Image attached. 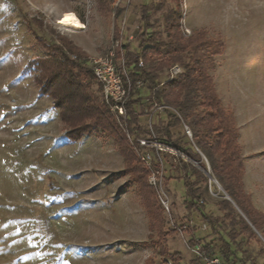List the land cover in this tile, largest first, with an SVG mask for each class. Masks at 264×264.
<instances>
[{
	"label": "rangeland",
	"instance_id": "obj_1",
	"mask_svg": "<svg viewBox=\"0 0 264 264\" xmlns=\"http://www.w3.org/2000/svg\"><path fill=\"white\" fill-rule=\"evenodd\" d=\"M179 3L183 35L199 29L222 42L209 70L216 92L234 119L240 152L241 143L247 154L264 158V0ZM147 4L159 5L150 13V22L164 36L163 17L175 8L174 0H0V57L8 61H0V264H148L149 258V264H171L149 230L138 187L128 182L114 137L102 129L99 135L71 137L72 128L62 122L53 98L39 93L34 73L24 72L18 83L5 88L29 60L46 55L39 41L60 46L64 39L86 56L102 55L115 41V26L120 30L119 42L137 51L136 35L144 26L141 9ZM64 12L74 14L81 27L68 31L61 26L58 21ZM91 88L96 91L94 82ZM146 93L142 86L134 95ZM115 123L139 160L127 133L134 137L147 133L135 134L130 121L129 130ZM183 124L171 131L185 143ZM159 155L161 189L150 184L149 168L139 162L148 172L147 184L154 188L157 202L161 205L162 192L169 202L165 228L177 223L190 229L177 161L172 155ZM152 167L160 170L161 165ZM212 179L204 201L207 207L220 198L219 192L223 197ZM190 237L181 231L165 239L170 254L181 255L179 264L193 258ZM243 247L257 264L263 263V256L257 254L261 244L252 240ZM240 256L235 251V264Z\"/></svg>",
	"mask_w": 264,
	"mask_h": 264
},
{
	"label": "trees",
	"instance_id": "obj_2",
	"mask_svg": "<svg viewBox=\"0 0 264 264\" xmlns=\"http://www.w3.org/2000/svg\"><path fill=\"white\" fill-rule=\"evenodd\" d=\"M174 2L175 8L167 10L163 17L164 36L153 30L155 23L150 22V13L159 5L147 4L141 9V21L144 26L136 35L138 50L134 51L122 43L115 48V57L124 59L127 77L132 82L126 102L129 121L133 126L131 130L135 134H150L144 119L141 123L146 106L158 103L169 105L176 110L178 115L172 112L156 115L152 121V130L158 140L182 152L190 161H184L179 155L173 156L177 161V177L183 181L185 210L196 211L211 233L220 239V255L223 260L229 262L235 251H238L241 255L239 264H257L243 247L253 240L261 244L257 254L263 256L264 264V244L255 232L264 239V213L254 207L250 195L244 189V165L238 143V130L232 115L224 109L209 72L213 66V56L222 50V42L208 37L199 29L191 31L188 36L183 35L180 30V3L179 0ZM118 13L115 18L119 16ZM113 37L120 40L118 27H113ZM39 43L47 52L46 55L29 60L23 71L34 73L39 93L53 98L62 122L72 128L69 134L71 137L76 134L75 137L78 138L93 132L99 135L102 133L99 129L114 137L123 155L124 170L129 175L128 182L138 187L148 217V227L155 233V243L160 254L170 257L171 264H179L181 255L178 252L170 254L165 246V239L179 231L187 232L191 236L193 227L190 226L189 229L176 223L170 230L165 228L164 209L156 200L154 188L147 184L148 172L139 162L118 129L114 116L103 102L101 87L89 66H85L86 54L64 39L60 46L41 41ZM63 48L71 51L69 54L74 53L78 59L70 60L69 56L62 52ZM137 58L142 61L141 66L138 65ZM177 63L182 66L183 72L168 79L166 71ZM163 75L165 77L162 79ZM127 77L122 75L124 83ZM137 80H140L146 89L147 93L143 96L134 95ZM92 82L97 86L95 92L91 88ZM182 123L186 124L191 132V140L188 138L185 143L174 138L171 131ZM186 136L184 134V137ZM195 147L206 158L211 176L218 181L248 222L220 192V198L214 203L220 214L213 216L204 213L207 189L212 184L204 172L206 164ZM169 179L164 183L167 184ZM214 190L216 191L215 188ZM197 242L201 243L200 239L190 237V245ZM202 247L212 254V247L208 244H203ZM149 262L150 258L148 264ZM188 264H199V260L193 257Z\"/></svg>",
	"mask_w": 264,
	"mask_h": 264
},
{
	"label": "built area",
	"instance_id": "obj_3",
	"mask_svg": "<svg viewBox=\"0 0 264 264\" xmlns=\"http://www.w3.org/2000/svg\"><path fill=\"white\" fill-rule=\"evenodd\" d=\"M120 42L118 40L112 41L107 52L102 55H88L85 57V61L89 66L96 82L101 87V97L103 102L108 107L109 112L114 116L116 122L123 130H129L127 124L129 122V114L126 108V102L131 91L132 82L127 77V70L125 67L124 59L122 57H115V48L119 46ZM71 60H77L75 54H69L66 52ZM138 65H142L140 58H137ZM181 67L177 64L172 65L167 70V78L172 79L177 75L181 74ZM122 75H126V83L122 80ZM136 88L143 86L140 80L135 82ZM164 112H172L174 114L178 113L176 110L168 105L153 103L150 107L146 106L143 110L142 117L146 122L147 130L150 134H146V137L138 136L134 137L127 133L129 140L134 141V149L137 152L139 160L147 167L150 171L149 182L154 187H159L161 189L162 183V159L159 152H163L172 156H181L184 161H189L188 158L182 153L178 152L172 147L164 144L157 139L152 130V121L156 115H160ZM185 134L191 140V132L187 125L183 124ZM133 139V140H132ZM196 151L199 150L195 147ZM153 153V154H152ZM203 160L207 163L206 158L201 154ZM190 162V161H189ZM158 163L161 165L160 170L153 169V164ZM205 172V171H204ZM208 172L210 173V168L208 166ZM206 174V172H205ZM209 177V181L212 178ZM213 181V179H212ZM160 194V193H159ZM210 194L214 195L212 192ZM160 203L164 210L169 214V202L164 192L159 195ZM188 225H193V222L189 220ZM199 228L206 230L207 225L203 222L198 224ZM185 227V226H184ZM181 232V231H179ZM190 249L193 256L198 258L199 264H233L231 262L221 259L219 256L207 253L201 243H195L190 245Z\"/></svg>",
	"mask_w": 264,
	"mask_h": 264
},
{
	"label": "crops",
	"instance_id": "obj_4",
	"mask_svg": "<svg viewBox=\"0 0 264 264\" xmlns=\"http://www.w3.org/2000/svg\"><path fill=\"white\" fill-rule=\"evenodd\" d=\"M240 145H241V156L244 165V174H243L244 189L250 195L253 205L260 211L264 212V175H260L259 173L261 170H263L262 167L264 168V158H260L261 156L257 157L254 154L253 155L247 154L246 150L244 151L243 144L240 143ZM255 173H257V175ZM181 198H182L181 201L183 203L184 199H186L185 194ZM209 206L210 207H207V205L205 204L204 213L211 214L213 216L220 214L219 211L216 209L215 205L209 204ZM185 212L189 220L193 222V225H191L193 227L191 236L194 237L195 239H200L202 245L208 244L210 247H212L213 250L212 254L219 256L222 259L220 255L221 252L220 239L215 234L211 233L210 230L208 234L207 232H205V230L199 228L198 224L203 221L200 219V216L196 211L187 212L185 210ZM186 225L188 224L186 223ZM197 230L203 231V234H197ZM223 237L224 239L227 240V237L225 235H223ZM229 262L235 264L236 260L232 258Z\"/></svg>",
	"mask_w": 264,
	"mask_h": 264
},
{
	"label": "bare ground",
	"instance_id": "obj_5",
	"mask_svg": "<svg viewBox=\"0 0 264 264\" xmlns=\"http://www.w3.org/2000/svg\"><path fill=\"white\" fill-rule=\"evenodd\" d=\"M64 21L61 23L60 21ZM58 23L63 26L68 31H74L81 27L80 22L77 17L72 13L64 12L59 18Z\"/></svg>",
	"mask_w": 264,
	"mask_h": 264
},
{
	"label": "water",
	"instance_id": "obj_6",
	"mask_svg": "<svg viewBox=\"0 0 264 264\" xmlns=\"http://www.w3.org/2000/svg\"><path fill=\"white\" fill-rule=\"evenodd\" d=\"M208 168H206L205 172L207 176H210V173L207 170ZM213 183L216 185V187L222 191L223 193V197L227 200H229L232 205L237 209V211L241 214V216L244 217V219L248 222V220L246 219V217L243 215V213L238 209V207L235 205V203L230 199V197L224 192V190L222 189L221 185L218 183V181L216 179L213 178ZM255 231V229H253ZM256 232V231H255ZM257 235L259 236V238L262 240V242L264 243V239L260 236V234L258 232H256Z\"/></svg>",
	"mask_w": 264,
	"mask_h": 264
},
{
	"label": "snow or ice",
	"instance_id": "obj_7",
	"mask_svg": "<svg viewBox=\"0 0 264 264\" xmlns=\"http://www.w3.org/2000/svg\"><path fill=\"white\" fill-rule=\"evenodd\" d=\"M60 22L63 23L64 21L62 20ZM0 61H3L4 63L8 62L6 56L0 57ZM0 67H3V63H0ZM23 74H24V71L22 70L21 74L19 76H17L16 78H14V81L10 82L8 85H6L5 88L14 86L15 83H18L19 79L23 78ZM66 264H67V262H66Z\"/></svg>",
	"mask_w": 264,
	"mask_h": 264
}]
</instances>
